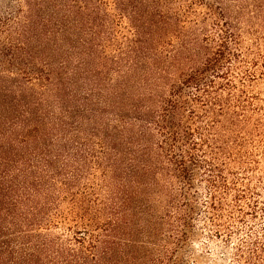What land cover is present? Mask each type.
I'll return each instance as SVG.
<instances>
[{"label": "trees", "instance_id": "1", "mask_svg": "<svg viewBox=\"0 0 264 264\" xmlns=\"http://www.w3.org/2000/svg\"><path fill=\"white\" fill-rule=\"evenodd\" d=\"M263 46L264 0H0V264H264Z\"/></svg>", "mask_w": 264, "mask_h": 264}, {"label": "rangeland", "instance_id": "2", "mask_svg": "<svg viewBox=\"0 0 264 264\" xmlns=\"http://www.w3.org/2000/svg\"><path fill=\"white\" fill-rule=\"evenodd\" d=\"M244 45L248 47L252 42L249 39L244 40ZM262 59L261 66H259V71L263 73H257V78L250 83L248 88V95L251 100V109H256L259 111V117L262 118L264 123V46L262 47ZM258 117V116H257ZM260 152L264 157V147L259 148ZM200 250H203V254L206 255L207 260L203 264H233L230 258L229 249L221 244L212 242L208 238H204L202 242L200 241L197 245Z\"/></svg>", "mask_w": 264, "mask_h": 264}]
</instances>
